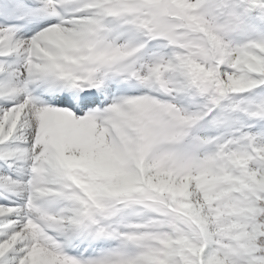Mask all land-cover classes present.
<instances>
[{
    "label": "snow or ice",
    "instance_id": "1",
    "mask_svg": "<svg viewBox=\"0 0 264 264\" xmlns=\"http://www.w3.org/2000/svg\"><path fill=\"white\" fill-rule=\"evenodd\" d=\"M0 264H264V0H0Z\"/></svg>",
    "mask_w": 264,
    "mask_h": 264
}]
</instances>
